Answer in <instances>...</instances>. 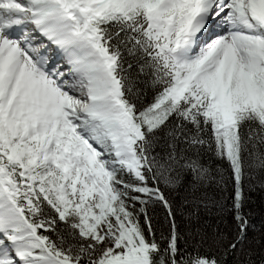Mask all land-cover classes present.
Wrapping results in <instances>:
<instances>
[{
  "label": "snow or ice",
  "instance_id": "obj_1",
  "mask_svg": "<svg viewBox=\"0 0 264 264\" xmlns=\"http://www.w3.org/2000/svg\"><path fill=\"white\" fill-rule=\"evenodd\" d=\"M257 190L264 0H0V264H264Z\"/></svg>",
  "mask_w": 264,
  "mask_h": 264
},
{
  "label": "trees",
  "instance_id": "obj_2",
  "mask_svg": "<svg viewBox=\"0 0 264 264\" xmlns=\"http://www.w3.org/2000/svg\"><path fill=\"white\" fill-rule=\"evenodd\" d=\"M252 197L254 200V204L253 207L257 209V211H259V206L261 205V203H264V192L261 191H254L252 193ZM257 219H259V216H257Z\"/></svg>",
  "mask_w": 264,
  "mask_h": 264
}]
</instances>
